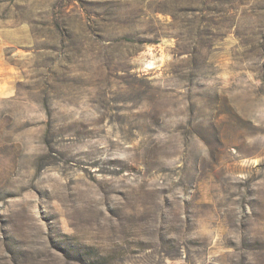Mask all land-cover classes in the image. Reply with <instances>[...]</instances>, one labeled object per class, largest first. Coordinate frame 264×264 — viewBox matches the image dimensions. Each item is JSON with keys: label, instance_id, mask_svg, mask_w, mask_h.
Masks as SVG:
<instances>
[{"label": "rangeland", "instance_id": "obj_1", "mask_svg": "<svg viewBox=\"0 0 264 264\" xmlns=\"http://www.w3.org/2000/svg\"><path fill=\"white\" fill-rule=\"evenodd\" d=\"M0 264H264V0H0Z\"/></svg>", "mask_w": 264, "mask_h": 264}]
</instances>
